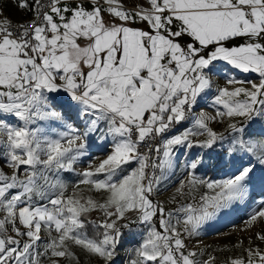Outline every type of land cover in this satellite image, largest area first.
<instances>
[{
	"label": "snow or ice",
	"instance_id": "snow-or-ice-1",
	"mask_svg": "<svg viewBox=\"0 0 264 264\" xmlns=\"http://www.w3.org/2000/svg\"><path fill=\"white\" fill-rule=\"evenodd\" d=\"M16 3L33 19L0 21V264H81L80 254L114 264L122 230L133 225L140 240L128 264H201L185 235L245 199L254 165L210 181L196 175L203 158L193 159L177 189L192 202L166 210L152 197L177 147L211 148L224 139L204 113L195 128L173 132L212 88L217 62L259 79L250 88H218L217 115H264V0H148L134 9L121 0ZM54 94L66 101L57 107L84 120L82 133L53 106ZM229 128L240 134L229 153L264 164V139L246 138L236 123ZM95 132L110 141L111 152L77 173L69 190L61 174L75 171ZM204 133L206 140L192 141ZM200 187L211 194L197 198ZM261 220L264 209L247 224ZM256 239L264 242V233ZM244 251L246 258L226 264H264L259 246Z\"/></svg>",
	"mask_w": 264,
	"mask_h": 264
},
{
	"label": "rangeland",
	"instance_id": "rangeland-1",
	"mask_svg": "<svg viewBox=\"0 0 264 264\" xmlns=\"http://www.w3.org/2000/svg\"><path fill=\"white\" fill-rule=\"evenodd\" d=\"M87 5V0H85ZM126 8L134 9L138 6H148V0H121ZM4 19L22 20L24 19V11L19 9L11 0H0V21ZM133 27H146V24L136 23ZM242 41H236L241 43ZM219 71L211 75L213 81L212 88L207 90L198 98V103L190 113L188 120L183 122L173 132L180 134L187 128H195V118L201 113H204L210 119L207 120L208 127L217 134H222L224 139L216 141V143L227 150V165L221 172L214 175L198 174L196 175L205 180H220L232 176L238 169L249 164L254 165V170L250 174L251 179L248 181V195L241 201L234 202L233 205L217 215L212 221L206 223L193 235H185V241L189 251L198 253L197 259L202 262L208 259L209 256H214L215 264H226L231 258L244 256L246 258L245 249L251 246H259L264 250V242L256 239V233H264V220L257 221L253 226L249 227L247 221L250 216L261 209H264V164L259 163L255 156L237 152L230 154L229 149L232 147V140L240 134L229 128L231 123H236L238 126L244 127V136L254 138L256 140L264 139V115L255 116L251 121L247 118L237 117L230 119L227 116L221 118L217 115L218 110H222L220 106L215 104V96L218 94V88L227 87L233 89L235 87L250 88L251 83H258V76L254 73H243L239 70L231 69L224 62H217ZM235 78L239 81H245L240 84H229L228 79ZM249 81L251 83H249ZM56 96V104L64 105L66 103L63 94H54ZM58 111L66 113V119L71 116L72 119H67L68 125L72 126L74 132L82 133L85 130L84 120L76 119L75 113L68 108L57 107ZM215 117V119H211ZM63 131L65 129L58 128ZM194 143L202 142L207 139V133L191 137ZM207 149L204 147L194 146L192 148L177 147L175 149L176 156L174 158L173 167L163 172L161 183L153 195L154 202L162 205L166 210H175L181 204L192 202L188 197L177 195V189L181 182H187V167L188 162L193 159H199L202 152ZM111 152V143L103 138L102 132H95L89 138V148L86 154L77 160L74 165L75 171L67 172L70 174L67 184L69 190L71 186L78 180L77 173L87 169L89 165L97 166L102 160L107 158ZM2 166V165H0ZM136 165H129L130 170ZM6 172L9 169H4ZM176 179L173 175L179 173ZM161 172L159 171V176ZM187 192V189H185ZM201 193H210L206 187H200L197 192V198ZM94 216L99 215L94 213ZM125 230V231H124ZM141 231L140 226L133 225L130 228L123 229L127 234L126 238L122 239L119 255L115 258L114 264H128L129 253L140 240L137 234ZM80 254V253H78ZM81 264H99L93 258L84 254H80Z\"/></svg>",
	"mask_w": 264,
	"mask_h": 264
},
{
	"label": "trees",
	"instance_id": "trees-1",
	"mask_svg": "<svg viewBox=\"0 0 264 264\" xmlns=\"http://www.w3.org/2000/svg\"><path fill=\"white\" fill-rule=\"evenodd\" d=\"M12 3L17 5L16 0H11ZM32 15L30 13L24 12V19L31 17ZM183 124V123H182ZM181 125V124H180ZM245 133V132H244ZM243 133V135H244ZM227 150L224 147L219 146L216 142L211 148L205 149L199 158H203V163L198 169L196 170V173L198 174H218L221 172L224 168H226L228 157H227ZM227 157V158H226ZM180 174L176 173L173 175V179H176ZM70 174L65 172L61 174V178L64 180V182L67 184V180L70 179ZM123 231V230H122ZM125 231V230H124ZM126 233V232H124ZM127 234L124 235L123 239L126 238Z\"/></svg>",
	"mask_w": 264,
	"mask_h": 264
},
{
	"label": "built area",
	"instance_id": "built-area-1",
	"mask_svg": "<svg viewBox=\"0 0 264 264\" xmlns=\"http://www.w3.org/2000/svg\"><path fill=\"white\" fill-rule=\"evenodd\" d=\"M31 19H33V17L31 16V17H29V18H26V19H22V20H13V19H9L10 21H12L13 23H20V22H25V21H29V20H31ZM180 125H178V126H176L175 128H177V127H179ZM174 128V129H175ZM173 129V130H174ZM157 175L159 176V170H157Z\"/></svg>",
	"mask_w": 264,
	"mask_h": 264
}]
</instances>
